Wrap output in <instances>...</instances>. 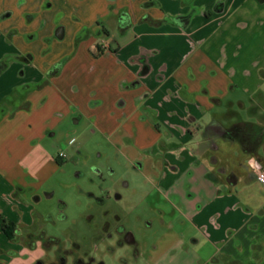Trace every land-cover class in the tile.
<instances>
[{
    "label": "crops",
    "instance_id": "0c3cea01",
    "mask_svg": "<svg viewBox=\"0 0 264 264\" xmlns=\"http://www.w3.org/2000/svg\"><path fill=\"white\" fill-rule=\"evenodd\" d=\"M67 36L70 48L51 53ZM32 41L46 51L31 52ZM0 43V257L15 249L1 218L33 224L26 199L56 168L41 143L87 108L143 179L118 187L148 227L137 238L118 217L132 234L118 244L124 264H264V185L254 175L264 170V2L0 0ZM240 122L262 130L250 154L224 138Z\"/></svg>",
    "mask_w": 264,
    "mask_h": 264
},
{
    "label": "rangeland",
    "instance_id": "374dc122",
    "mask_svg": "<svg viewBox=\"0 0 264 264\" xmlns=\"http://www.w3.org/2000/svg\"><path fill=\"white\" fill-rule=\"evenodd\" d=\"M65 12L64 21L70 25L75 18ZM103 38L108 41L106 36ZM70 41L68 36L56 40L51 53L69 49ZM0 45L6 49L3 43ZM26 47L38 56L46 51L39 41L29 42ZM3 65L0 61V68ZM4 83L0 82V86ZM81 112L82 116L75 110L63 116L41 143L44 149L41 155L56 156V168L26 199L34 208L36 221L33 224L23 222L25 227L20 226L21 232L12 239L14 251L0 257V264H35L38 261L58 264L60 259H65L66 264L89 259H93L94 264L102 260L107 264H124L125 247H119L116 242V230L121 227L118 217L122 222L125 220V228L137 238L147 231L148 227L140 225L136 219L138 210H131L127 201L116 197L124 180L134 183L143 179L125 169L127 161L118 153L116 142L97 131L88 115L89 110L85 108ZM61 151L66 154L63 160L57 158ZM260 187L255 183L250 188L257 192ZM3 243L0 238V244ZM37 249L42 250L40 256ZM11 255L14 261L9 258Z\"/></svg>",
    "mask_w": 264,
    "mask_h": 264
},
{
    "label": "trees",
    "instance_id": "16d2710c",
    "mask_svg": "<svg viewBox=\"0 0 264 264\" xmlns=\"http://www.w3.org/2000/svg\"><path fill=\"white\" fill-rule=\"evenodd\" d=\"M260 1L264 2V0H260ZM103 52L104 49L99 44L94 45L92 49V54H94L97 57L100 56ZM64 61L65 60H62L61 62L54 65L53 71L55 73L61 70ZM145 70L146 68L144 67L143 71ZM262 137H263L262 130L256 128L254 125L250 123H245V122L236 123L224 132V138L226 140L239 142L244 153H248V154L255 151L257 146L261 143ZM58 159L63 160L62 158L59 157ZM1 220H2L1 221L2 230L8 239L10 240L14 239V237L21 232V229L13 221L7 220L4 217H2Z\"/></svg>",
    "mask_w": 264,
    "mask_h": 264
},
{
    "label": "flooded vegetation",
    "instance_id": "af4514ba",
    "mask_svg": "<svg viewBox=\"0 0 264 264\" xmlns=\"http://www.w3.org/2000/svg\"><path fill=\"white\" fill-rule=\"evenodd\" d=\"M28 56L29 55L24 56L21 59L27 60ZM2 61H3V64L5 65V63H6L5 60H2ZM116 197H118V194L116 195ZM116 232L118 233V241H117L118 244H120V242H122V241H128L131 238V234L130 233L125 234V235L122 233L120 226L117 228ZM64 260L65 259H60L58 264H66ZM35 264H43V263L41 261H38ZM49 264H53V263H49ZM74 264H94V260L93 259H89L88 261L80 260V261H76ZM97 264H102V262H98Z\"/></svg>",
    "mask_w": 264,
    "mask_h": 264
},
{
    "label": "built area",
    "instance_id": "2783aa9c",
    "mask_svg": "<svg viewBox=\"0 0 264 264\" xmlns=\"http://www.w3.org/2000/svg\"><path fill=\"white\" fill-rule=\"evenodd\" d=\"M58 157L64 159L66 157V154L64 152H59ZM254 175L255 179L262 185H264V182H262L261 178H264V170L263 169H254Z\"/></svg>",
    "mask_w": 264,
    "mask_h": 264
},
{
    "label": "water",
    "instance_id": "95a60500",
    "mask_svg": "<svg viewBox=\"0 0 264 264\" xmlns=\"http://www.w3.org/2000/svg\"><path fill=\"white\" fill-rule=\"evenodd\" d=\"M55 35H56V37L59 38V39H62V38L64 37V29H63L62 26H59V27L56 29V31H55ZM131 240H132V234H131V238H130V240H128V241H131Z\"/></svg>",
    "mask_w": 264,
    "mask_h": 264
},
{
    "label": "clouds",
    "instance_id": "9594fccd",
    "mask_svg": "<svg viewBox=\"0 0 264 264\" xmlns=\"http://www.w3.org/2000/svg\"><path fill=\"white\" fill-rule=\"evenodd\" d=\"M248 164H249V166H251V167H256L255 158H254V157H253V158H250V159L248 160ZM261 180H262V182H264V178H261ZM41 252H42V250L37 249V253H38L39 256L41 255ZM30 259H33V257H30Z\"/></svg>",
    "mask_w": 264,
    "mask_h": 264
}]
</instances>
